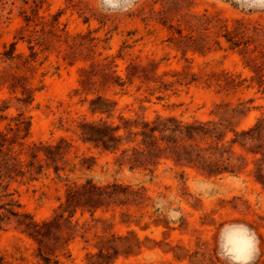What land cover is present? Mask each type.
<instances>
[{"label": "rangeland", "instance_id": "rangeland-1", "mask_svg": "<svg viewBox=\"0 0 264 264\" xmlns=\"http://www.w3.org/2000/svg\"><path fill=\"white\" fill-rule=\"evenodd\" d=\"M35 4L40 7L38 16L43 19L35 18L26 26L23 16H32ZM57 13H61L59 29L65 26L71 37L91 32L89 38L95 41H85V46L95 44L94 53L81 50L82 47L73 57L62 60L66 46L46 34L52 16ZM204 14L226 21L229 28L236 21L250 30L258 28V35L247 33L254 39L249 48L259 44V49L264 50V12L245 13L229 0L222 3L140 0L135 11L123 15L101 13L95 0H0V52L14 37L27 40L31 35L34 50L39 52L32 65L36 73L29 80L31 89H37L30 105L24 106L19 101L23 97L21 91L12 92L0 78V106L3 103L7 106L0 113L5 117L0 118V130L14 129L13 119L23 113L31 126L28 136L18 141L23 146H16L22 154L33 143H55L64 138L71 144L67 157L72 163L82 157L93 163L90 170L77 169L68 174L69 180L91 178L100 184L117 181L132 185L135 190L142 188L143 198L137 202L99 210L93 215L77 212L74 220H78V232L69 246L70 257L62 258L61 264H223L216 255L217 238L220 229L229 223H245L255 230L261 240L257 264H264V189L259 184L243 174L208 178L192 168L175 166L171 161L161 163L151 178L144 172L120 169L114 155L82 143L75 133L83 117L97 118L88 106L98 94L117 102L114 120L120 114L126 118L148 119L172 115L184 121L225 118L246 127L264 116V91L250 80L252 74L243 69L245 57L230 50L223 39H220V49L214 44L217 30L205 32ZM158 20L180 26L184 34L195 39L192 48H201V53L189 49L183 54L184 47L170 42V32ZM42 26L43 48L50 47L40 52L33 36L34 30L39 31ZM105 39L108 41L104 42ZM17 52L30 54L26 41H18ZM88 54L98 59L115 57L124 80L129 64L146 66L149 76L157 82L141 83L136 79L123 90L118 87L106 90L99 83L83 87L80 73L82 67L90 64L83 61ZM4 68L7 64L0 62V72ZM223 70L239 75L237 81L246 80L237 89L218 92L214 83L209 86L213 80L207 78ZM151 91L154 92L151 94ZM250 100L248 106L252 109L245 116L231 119L224 113ZM182 171L184 178L179 176ZM205 185L212 187L209 190ZM64 188V181L49 172L36 180L18 179L10 184L9 191L14 193L13 198L18 200L22 211L43 220L57 208ZM158 198L180 211L178 221H170L165 212L155 207ZM36 248L32 239L14 229V223L0 230V264H43L36 256Z\"/></svg>", "mask_w": 264, "mask_h": 264}, {"label": "trees", "instance_id": "trees-1", "mask_svg": "<svg viewBox=\"0 0 264 264\" xmlns=\"http://www.w3.org/2000/svg\"><path fill=\"white\" fill-rule=\"evenodd\" d=\"M39 9L35 4L31 10L32 16H23L26 26L34 22L35 18L43 19L38 16ZM60 15L61 13H57L52 16L50 29L46 34L56 39V43L66 46V54L62 60L73 57L82 47L81 50L86 49L89 53H94L92 48L96 47L95 44L85 46V41H95V38H89L91 32L71 37L65 31V26L59 29ZM203 18L205 32L217 30L214 44L220 49V39H223L230 50L243 55V69L252 74L250 80L264 91V50L259 49V44L249 48L254 41L252 36L258 35L259 29L254 27L250 30L238 21L229 28L226 21L216 16L204 14ZM157 23L170 32V42L184 47L183 54L193 49L195 39L189 34H184L180 26L175 27L166 20H158ZM39 31L40 35H37ZM39 31L34 30L35 45L40 47V52L48 51L50 46L43 48V26ZM250 31L251 37L247 36ZM14 39L4 45L0 52V62L7 64V68L0 72V78L12 92L20 90L23 97L19 101L28 106L33 101L34 91L37 90L31 89L29 80H32L36 73L32 65L39 52L34 50L32 35L27 40L15 37ZM18 41H26L29 55L17 52ZM107 41L108 39L104 40ZM200 49L193 51L201 53ZM101 55L99 53L97 56ZM97 56L88 54L83 59L90 61L88 66L81 68L80 84L83 87L86 84L99 83L106 90L114 87L123 90L127 83L132 84L136 79L141 83L157 82V79L149 76L146 66L133 64L127 66L124 80L118 72L115 57L104 56L98 59ZM69 64L72 65L73 62ZM19 71L23 74H19ZM27 73L30 76H27ZM239 78V75L223 70L219 75L208 77L207 80H213L209 82V86L214 83L219 88L218 92H222L240 87L246 79L237 81ZM160 83L167 87L163 82ZM153 92L151 91V94ZM251 102L250 100L239 103L224 113H228L231 119L243 117L251 111L252 107L248 106ZM116 106L117 102L106 95H96L89 101L88 110L97 118L83 117L78 122L75 133L82 143L114 155L115 164L120 169L126 167L129 171L144 172L152 178L161 163L171 161L175 166L192 168L208 178L243 174L264 189V116L258 117L246 127H239L238 123L228 122L225 118L218 121H184L172 115H156L148 119L126 118L120 114L114 120ZM6 109L7 106L3 103L0 113ZM0 118L5 119L3 116ZM13 120L14 129L10 128L9 132L0 130V230H3L5 225L14 223V229L35 242L36 256L43 264H61L62 258L70 257L69 246L78 232V220H74L77 212L93 215L99 210L107 211L114 206L121 207L129 202H137L143 198L140 191L142 188L135 190L132 185L117 181L100 184L91 178L69 180L68 174L75 173L77 169L90 170L93 166L91 160L82 157L77 163H72L67 157L71 144L64 138L55 143H33L27 147L26 153L22 154L21 150H16V146H23L18 141L28 136L31 122L23 113H19ZM23 155L26 157L23 158ZM49 172L59 181H64V193L63 197L58 199L59 204L53 214L43 220H37L32 214L21 210L9 187L18 179L27 177L29 180H36ZM62 174L65 175L64 178ZM184 174L182 171L180 178H184Z\"/></svg>", "mask_w": 264, "mask_h": 264}, {"label": "clouds", "instance_id": "clouds-1", "mask_svg": "<svg viewBox=\"0 0 264 264\" xmlns=\"http://www.w3.org/2000/svg\"><path fill=\"white\" fill-rule=\"evenodd\" d=\"M222 3L223 0H217ZM239 10L248 12H264V0H229ZM96 8L103 14H127L135 11L140 0H95ZM204 187L211 189V185ZM155 207L165 212L167 218L179 220L181 213L167 206V201L158 198ZM261 240L254 229L245 223L225 224L217 238L216 255L223 264H257L261 257Z\"/></svg>", "mask_w": 264, "mask_h": 264}]
</instances>
